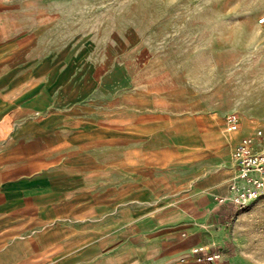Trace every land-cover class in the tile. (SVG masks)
<instances>
[{
  "label": "rangeland",
  "instance_id": "374dc122",
  "mask_svg": "<svg viewBox=\"0 0 264 264\" xmlns=\"http://www.w3.org/2000/svg\"><path fill=\"white\" fill-rule=\"evenodd\" d=\"M263 17L264 0H0V118L26 124L31 152L4 163L46 164L55 146L39 124L70 136L59 145L75 163L119 166L190 134L207 142L209 168L226 165L228 114L264 129ZM14 140L0 138V153ZM240 230L241 256L264 264V200Z\"/></svg>",
  "mask_w": 264,
  "mask_h": 264
},
{
  "label": "crops",
  "instance_id": "0c3cea01",
  "mask_svg": "<svg viewBox=\"0 0 264 264\" xmlns=\"http://www.w3.org/2000/svg\"><path fill=\"white\" fill-rule=\"evenodd\" d=\"M6 115L13 131L0 138L17 144L0 153V264H248L239 252L241 223L264 197L243 209L219 201L235 179L232 151L226 165L209 168L207 142L183 134L174 146L130 150L142 159L121 156L119 166L75 163L59 145L70 136L38 124L37 139L55 146L45 150L50 159L39 169L31 160L12 167L5 160L31 152L21 142L26 124ZM251 131L242 122L231 132L233 146ZM199 246L219 250L220 258L197 261Z\"/></svg>",
  "mask_w": 264,
  "mask_h": 264
},
{
  "label": "built area",
  "instance_id": "2783aa9c",
  "mask_svg": "<svg viewBox=\"0 0 264 264\" xmlns=\"http://www.w3.org/2000/svg\"><path fill=\"white\" fill-rule=\"evenodd\" d=\"M264 22V17L260 19ZM242 117L233 112L226 117V129L238 132L242 128ZM252 131L244 135L234 146L232 159L236 168L231 194L223 196L220 202H230L236 208H246L252 202L264 197V129L257 119L250 120ZM14 120L10 115L0 120V136L7 137L13 131ZM197 261H216L220 258L219 250L206 246L192 250Z\"/></svg>",
  "mask_w": 264,
  "mask_h": 264
}]
</instances>
